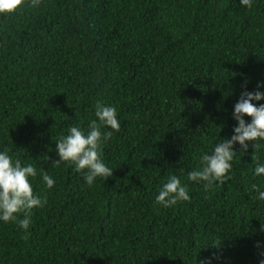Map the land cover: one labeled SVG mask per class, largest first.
I'll return each instance as SVG.
<instances>
[{
	"label": "trees",
	"instance_id": "trees-1",
	"mask_svg": "<svg viewBox=\"0 0 264 264\" xmlns=\"http://www.w3.org/2000/svg\"><path fill=\"white\" fill-rule=\"evenodd\" d=\"M258 83L264 0L251 10L238 0H42L0 14V150L37 168L31 183L47 199L27 231L0 222V264H260L264 202L252 185L264 190L253 161L264 162V142L234 145L223 184L187 178L231 138L234 104ZM97 102L117 108L121 128L103 146L112 176L89 187L53 161L55 140L87 130ZM171 175L191 199L164 208L155 197Z\"/></svg>",
	"mask_w": 264,
	"mask_h": 264
},
{
	"label": "clouds",
	"instance_id": "clouds-1",
	"mask_svg": "<svg viewBox=\"0 0 264 264\" xmlns=\"http://www.w3.org/2000/svg\"><path fill=\"white\" fill-rule=\"evenodd\" d=\"M42 0H0V14L16 11L21 5L38 8ZM239 5L251 10L255 0H238ZM264 83H258L256 91H242L239 100L234 104L232 113L237 126L233 128L231 138H221L210 152L200 156L199 170L188 172L189 181L203 183L205 188L213 183L223 184L232 179L233 161L237 150L234 145H240V152L245 153L248 142L252 141L253 148L264 142V103L257 105L254 101L264 100ZM96 119L89 122L87 130L79 125L68 127L67 134L55 140V150L59 159L53 161L59 165L62 162L75 166L77 172H83L84 182L91 187L97 178L107 180L113 174V169L108 167L103 159V146L113 132L120 131L121 122L115 106L97 102L95 105ZM245 116L250 117V122ZM110 129L102 131V129ZM255 162L254 175L264 176V162L258 156H253ZM38 170L28 164L22 166L19 159H13L9 150H0V222L18 223L19 227L27 231L32 224V210L43 208L47 204L46 197L41 198L34 192L31 180L37 177ZM40 176L47 189L55 186V180L47 172L41 171ZM255 199L264 202V190L253 184ZM191 196L187 185L182 184L177 175H171L163 183L155 197V202L164 208L175 206L178 202L190 201ZM23 218H19V214ZM264 230V225H261ZM259 247V244L257 245ZM264 255V253H262ZM202 264H212V259L207 258ZM260 264H264L261 260Z\"/></svg>",
	"mask_w": 264,
	"mask_h": 264
}]
</instances>
